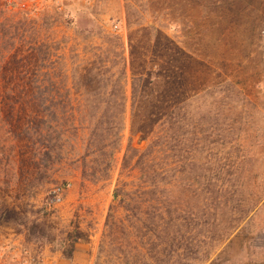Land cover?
Returning a JSON list of instances; mask_svg holds the SVG:
<instances>
[{"label": "rangeland", "instance_id": "374dc122", "mask_svg": "<svg viewBox=\"0 0 264 264\" xmlns=\"http://www.w3.org/2000/svg\"><path fill=\"white\" fill-rule=\"evenodd\" d=\"M8 2L32 18L53 14L69 19L71 29H56L59 38L65 34L74 38L75 30L90 31L93 21L119 35L127 55L128 17L131 30L139 26L155 30L148 41L140 35L133 38L145 42L153 61L164 63L170 112L177 92L181 106L190 104L183 113V140L200 145L183 154L185 206L201 207L209 185L217 197V215L207 218L218 226L217 241L207 252L210 260L200 264H264V0ZM128 77L124 150L131 138L130 73ZM86 92L71 90L78 101L67 109L96 108ZM86 127L84 136L90 132ZM12 130L0 125V264H170L157 255L148 238L119 235L114 244L103 243L117 200L120 163L110 181L89 182L77 158L87 144L68 140L62 145L61 161L50 170H36L22 141L10 138ZM138 143L136 137L134 144ZM228 226L236 229L222 244ZM205 255L201 252L200 259Z\"/></svg>", "mask_w": 264, "mask_h": 264}, {"label": "trees", "instance_id": "16d2710c", "mask_svg": "<svg viewBox=\"0 0 264 264\" xmlns=\"http://www.w3.org/2000/svg\"><path fill=\"white\" fill-rule=\"evenodd\" d=\"M128 19L129 55L119 35L93 21L90 31L75 30L74 38L66 34L59 38L56 29H71L69 19L53 14L32 18L14 10L8 0H0V125L13 128L10 138L22 141L36 170H50L61 161L62 145L68 140L87 144L77 158L89 182L110 181L120 163L117 200L106 221L103 243L114 244L119 235L130 240L148 238L155 243L157 255H164L170 264L207 263L218 229L207 218L217 215V197L209 185L201 207L185 206L182 177L187 159L183 154L200 146L183 140V113L190 104L181 106L177 92L170 112L163 87L164 63L153 61L145 42L133 38L140 35L148 41L155 30L144 26L131 30ZM128 73L131 138L124 150ZM73 89L87 91L96 108L67 109L78 101L71 95ZM191 100L196 102L197 97ZM84 126L90 131L87 136L82 134ZM191 127L193 135H199L194 121ZM235 229L228 226L222 244ZM201 252H206L204 260Z\"/></svg>", "mask_w": 264, "mask_h": 264}]
</instances>
